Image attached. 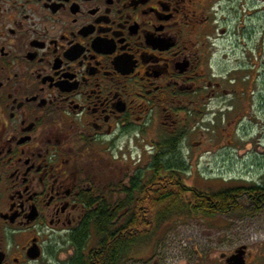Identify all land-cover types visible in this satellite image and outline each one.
Listing matches in <instances>:
<instances>
[{"label":"flooded vegetation","instance_id":"obj_1","mask_svg":"<svg viewBox=\"0 0 264 264\" xmlns=\"http://www.w3.org/2000/svg\"><path fill=\"white\" fill-rule=\"evenodd\" d=\"M225 1L0 0V264H83L88 215H128L158 148L183 165L243 71L227 70L245 62L219 29ZM259 199L246 218L264 226ZM261 237L206 242L192 264H264Z\"/></svg>","mask_w":264,"mask_h":264},{"label":"rangeland","instance_id":"obj_2","mask_svg":"<svg viewBox=\"0 0 264 264\" xmlns=\"http://www.w3.org/2000/svg\"><path fill=\"white\" fill-rule=\"evenodd\" d=\"M221 7L225 23L219 29L226 40L236 32L227 42H233L238 59L245 63L227 65L228 71L235 65L243 69L234 73L238 83L230 87L225 106L229 110L216 114V119L207 117L201 135L191 134L189 148L182 153L184 184L203 194L251 182L264 184V0H231ZM214 101L210 112L219 109V100ZM261 235L264 226L242 216H176L162 223L149 242L135 247L125 264H192L206 242L250 237L259 243Z\"/></svg>","mask_w":264,"mask_h":264},{"label":"trees","instance_id":"obj_3","mask_svg":"<svg viewBox=\"0 0 264 264\" xmlns=\"http://www.w3.org/2000/svg\"><path fill=\"white\" fill-rule=\"evenodd\" d=\"M162 149L158 148L153 175L141 192L143 197H135L129 192L128 215L123 213L125 208L122 206L102 208L95 216L88 215V219L96 220V223L89 224L80 239L75 241V252H83L88 240L94 236L98 250L93 249L91 256L95 252L98 255L85 258V262L79 255V263L83 260V264H122L129 259L135 247L151 240L159 224L176 216L192 213L209 218L217 214L246 217L252 214L250 206L254 203V196L264 204V186L257 189L247 183L211 194L185 187L181 177L184 162L179 165L174 158L166 161V153ZM127 228L131 230L130 240L126 237Z\"/></svg>","mask_w":264,"mask_h":264}]
</instances>
